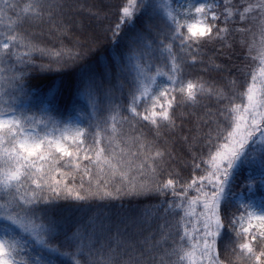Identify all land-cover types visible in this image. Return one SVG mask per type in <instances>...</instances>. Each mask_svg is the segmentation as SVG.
<instances>
[{"label":"snow or ice","instance_id":"6c2138e0","mask_svg":"<svg viewBox=\"0 0 264 264\" xmlns=\"http://www.w3.org/2000/svg\"><path fill=\"white\" fill-rule=\"evenodd\" d=\"M0 264H264V0H0Z\"/></svg>","mask_w":264,"mask_h":264},{"label":"trees","instance_id":"16d2710c","mask_svg":"<svg viewBox=\"0 0 264 264\" xmlns=\"http://www.w3.org/2000/svg\"><path fill=\"white\" fill-rule=\"evenodd\" d=\"M118 2V0H112V3H117ZM128 203V201L126 200L125 201V204H127Z\"/></svg>","mask_w":264,"mask_h":264}]
</instances>
